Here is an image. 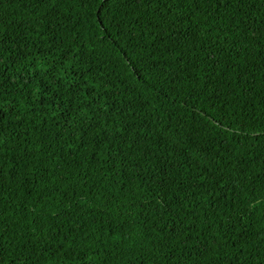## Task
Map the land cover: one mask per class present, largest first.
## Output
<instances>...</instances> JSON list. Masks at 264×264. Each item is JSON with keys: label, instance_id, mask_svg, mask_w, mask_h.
Segmentation results:
<instances>
[{"label": "trees", "instance_id": "1", "mask_svg": "<svg viewBox=\"0 0 264 264\" xmlns=\"http://www.w3.org/2000/svg\"><path fill=\"white\" fill-rule=\"evenodd\" d=\"M0 0V264H264V0Z\"/></svg>", "mask_w": 264, "mask_h": 264}, {"label": "snow or ice", "instance_id": "2", "mask_svg": "<svg viewBox=\"0 0 264 264\" xmlns=\"http://www.w3.org/2000/svg\"><path fill=\"white\" fill-rule=\"evenodd\" d=\"M157 4L159 6H162L165 10H168L170 8V0H156ZM148 3L151 4L152 0H148Z\"/></svg>", "mask_w": 264, "mask_h": 264}]
</instances>
